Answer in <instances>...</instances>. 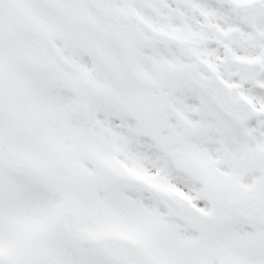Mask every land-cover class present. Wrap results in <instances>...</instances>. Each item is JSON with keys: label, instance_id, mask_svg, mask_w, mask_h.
Here are the masks:
<instances>
[{"label": "snow or ice", "instance_id": "obj_1", "mask_svg": "<svg viewBox=\"0 0 264 264\" xmlns=\"http://www.w3.org/2000/svg\"><path fill=\"white\" fill-rule=\"evenodd\" d=\"M0 264H264V0H0Z\"/></svg>", "mask_w": 264, "mask_h": 264}]
</instances>
